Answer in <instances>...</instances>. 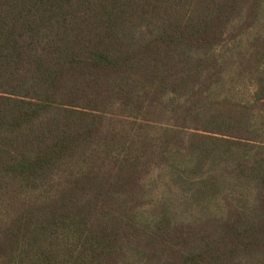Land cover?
Segmentation results:
<instances>
[{
    "label": "trees",
    "instance_id": "trees-1",
    "mask_svg": "<svg viewBox=\"0 0 264 264\" xmlns=\"http://www.w3.org/2000/svg\"><path fill=\"white\" fill-rule=\"evenodd\" d=\"M0 264H264V0H0Z\"/></svg>",
    "mask_w": 264,
    "mask_h": 264
}]
</instances>
